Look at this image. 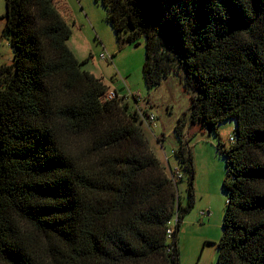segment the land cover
Returning <instances> with one entry per match:
<instances>
[{
    "label": "trees",
    "instance_id": "trees-1",
    "mask_svg": "<svg viewBox=\"0 0 264 264\" xmlns=\"http://www.w3.org/2000/svg\"><path fill=\"white\" fill-rule=\"evenodd\" d=\"M99 1L120 47L146 36L148 88L176 72L192 92L173 153L191 195L188 122L236 119L216 264H264V0ZM61 10L7 0L0 16L14 50L0 65V264H179L184 175L152 146L149 113L83 68Z\"/></svg>",
    "mask_w": 264,
    "mask_h": 264
},
{
    "label": "rangeland",
    "instance_id": "rangeland-1",
    "mask_svg": "<svg viewBox=\"0 0 264 264\" xmlns=\"http://www.w3.org/2000/svg\"><path fill=\"white\" fill-rule=\"evenodd\" d=\"M58 3L68 13L71 23L72 34L67 43L76 57L85 61L83 68L102 78L109 90L128 97L132 109L137 105L155 115V122L145 125L152 146L172 168L180 167L173 154V149L181 143L175 127L179 118L189 112L192 96L183 75L173 72L160 85L148 88L143 71L146 36L120 47L115 30L107 20V8L99 0H58ZM6 12L7 0H0V16ZM5 25L6 19H1L0 65L14 61V50L3 37ZM103 54L112 56V59H103ZM134 95L139 102L134 100ZM236 122L235 118H230L211 130L189 121L185 128L193 155L195 179L191 195L189 173L183 168L184 178L177 190L181 204L190 206L177 234L179 264L217 262L218 242L223 233V216L228 198L223 186L228 169L221 144L228 146L231 143ZM201 211L210 212V216L202 218Z\"/></svg>",
    "mask_w": 264,
    "mask_h": 264
},
{
    "label": "built area",
    "instance_id": "built-area-1",
    "mask_svg": "<svg viewBox=\"0 0 264 264\" xmlns=\"http://www.w3.org/2000/svg\"><path fill=\"white\" fill-rule=\"evenodd\" d=\"M101 57L103 59H112V56H107L106 54H103L101 55ZM119 96L118 92L115 91V90H108L107 92V99L109 100H112L114 98H117ZM156 120V117L154 114H149V116L146 118V123L149 125V124H153ZM151 126V125H150ZM235 140V136H231L230 137V141H234ZM173 153H174V149H173ZM172 170L174 171V181L177 183L178 180H180L182 177H183V172L180 170L179 167H173ZM201 216L202 218L206 217V216H210V212H204V211H201ZM178 223V217H174L172 222H171V225L170 227L168 228V237L171 239L172 236H173V233L175 232V229H176V225Z\"/></svg>",
    "mask_w": 264,
    "mask_h": 264
},
{
    "label": "crops",
    "instance_id": "crops-1",
    "mask_svg": "<svg viewBox=\"0 0 264 264\" xmlns=\"http://www.w3.org/2000/svg\"><path fill=\"white\" fill-rule=\"evenodd\" d=\"M162 140H163V138H162Z\"/></svg>",
    "mask_w": 264,
    "mask_h": 264
}]
</instances>
